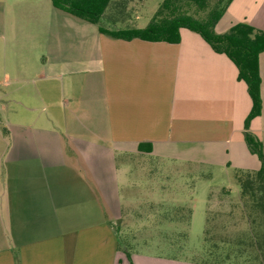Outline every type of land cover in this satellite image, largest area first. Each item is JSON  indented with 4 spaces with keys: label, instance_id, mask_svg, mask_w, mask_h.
Returning a JSON list of instances; mask_svg holds the SVG:
<instances>
[{
    "label": "crops",
    "instance_id": "0c3cea01",
    "mask_svg": "<svg viewBox=\"0 0 264 264\" xmlns=\"http://www.w3.org/2000/svg\"><path fill=\"white\" fill-rule=\"evenodd\" d=\"M21 1L0 0V40L16 42L26 19L36 26L28 48L39 50H28V75L14 70L35 88L11 99V110L4 90L19 82L0 77V264H226L121 246L114 225L122 203H131L121 186H137L133 171L149 168L116 160L176 159L184 164L174 171L185 167L192 178L228 177L230 188L221 182V191L206 192L205 229L238 230L244 212L235 172L258 171L260 162L243 138L252 102L235 65L186 29L177 44L111 38L50 0ZM239 22L264 30V0H233L215 31ZM258 64L261 112L249 132L264 153V52ZM195 201L188 197L186 219L179 212L167 226L189 230ZM250 242L237 245L249 250Z\"/></svg>",
    "mask_w": 264,
    "mask_h": 264
},
{
    "label": "rangeland",
    "instance_id": "374dc122",
    "mask_svg": "<svg viewBox=\"0 0 264 264\" xmlns=\"http://www.w3.org/2000/svg\"><path fill=\"white\" fill-rule=\"evenodd\" d=\"M24 1L22 0L21 2ZM162 1L142 0V3L139 1L135 12L133 14L132 12L129 13V17L134 24L127 27L145 28L155 15ZM183 10L185 13L187 12L198 19H204L206 16L205 11H199L192 5L184 6ZM105 23L107 26L108 23ZM33 28H36V26L30 25L26 19H21L17 28L18 37L16 38V42L8 41V37H5L4 41L0 40V77L4 74L9 79L13 78L12 80L19 82L15 86L5 88L4 90L6 94L5 105L9 104L8 110L13 108V99H18L35 88L34 83L30 82L31 77L27 76L26 80H24L19 75H13L16 67H18L20 72L26 70L25 74L28 75V70L33 65L34 60L29 58L30 54L28 50L30 49L29 51L32 52L39 50L28 48V45H31L29 38H32L29 36V33ZM11 47H16L17 58L12 56L13 51ZM116 163L125 169L129 166L131 169L133 167L138 169L136 165L141 163L146 168H149H147L148 171L146 172L133 171L134 176L132 180H137V186H121L120 189L123 200L129 199L131 201V203H122L123 211L121 219L116 221L114 225L124 244L128 247H133V249L137 248L147 254L186 258L196 261H214L213 259L216 258L213 253L225 256L231 252L229 259L219 261L222 259L220 257L216 261L225 262L226 264H245L246 254L242 252L241 246H238L237 243L248 240L250 232L253 233L254 237L258 233V226L252 223L254 213L250 211L251 209L247 204L241 203L243 205L244 217L238 230L233 227V224V229L230 228L229 231L224 229L227 233L219 234V232H216L218 231L216 229L218 226L210 230L208 226L205 229L207 221L205 218V201L208 199L206 192L211 189L221 191V182L223 186L230 188V183H224V180H227L228 177L225 178L213 172L215 176L212 179H197L195 176L192 178L190 174H195L196 172L189 171L185 167L183 170L174 171L171 165L184 164L176 159L169 160L155 157L137 159L120 156L117 158ZM155 169H157L156 172ZM152 173L156 177L152 176ZM190 196L194 197L196 201L194 202L195 215L191 221L189 230L184 226H181L179 229L169 228L167 226V223L170 221L169 219L176 217L177 213H182L186 219L187 212L190 211L188 206H192L190 203H187V199ZM175 201L179 202L175 204ZM212 221L213 219L208 220L210 225ZM232 221L235 222L236 220L232 219ZM209 231L215 234H210L208 233Z\"/></svg>",
    "mask_w": 264,
    "mask_h": 264
},
{
    "label": "trees",
    "instance_id": "16d2710c",
    "mask_svg": "<svg viewBox=\"0 0 264 264\" xmlns=\"http://www.w3.org/2000/svg\"><path fill=\"white\" fill-rule=\"evenodd\" d=\"M139 1L142 3V0H50L56 10L97 26L101 34L111 38L177 44L180 42V30H189L198 34L213 51L225 55L235 65L238 80L246 84L252 102L251 111L244 123L243 138L248 151L260 162L258 171L235 172L241 202L250 207L254 213L252 223L258 226L255 237L251 233L248 235L251 249L242 252L248 258H245V264H264V153L260 140L249 132L251 120L261 112L258 58L264 52V30L239 22L226 32L217 33L215 27L233 0H163L145 28L127 27L134 24L129 13L135 12ZM188 5L205 11V18L198 19L185 13L183 7ZM144 146L139 145V150L145 151ZM146 152H150L149 146ZM119 243L122 246V240ZM230 253L225 256L213 253L216 258L213 260L216 262L220 257L222 259L219 261L227 260L231 257Z\"/></svg>",
    "mask_w": 264,
    "mask_h": 264
}]
</instances>
